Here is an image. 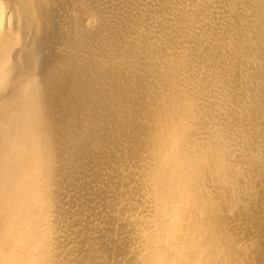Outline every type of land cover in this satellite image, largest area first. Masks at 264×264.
<instances>
[{
	"label": "bare ground",
	"instance_id": "1",
	"mask_svg": "<svg viewBox=\"0 0 264 264\" xmlns=\"http://www.w3.org/2000/svg\"><path fill=\"white\" fill-rule=\"evenodd\" d=\"M0 264H264V0H0Z\"/></svg>",
	"mask_w": 264,
	"mask_h": 264
}]
</instances>
